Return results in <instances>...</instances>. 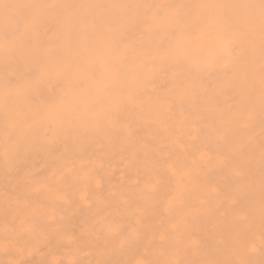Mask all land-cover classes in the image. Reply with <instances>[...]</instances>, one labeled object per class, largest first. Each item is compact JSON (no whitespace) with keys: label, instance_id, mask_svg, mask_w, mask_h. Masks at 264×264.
Wrapping results in <instances>:
<instances>
[{"label":"bare ground","instance_id":"1","mask_svg":"<svg viewBox=\"0 0 264 264\" xmlns=\"http://www.w3.org/2000/svg\"><path fill=\"white\" fill-rule=\"evenodd\" d=\"M0 264H264L261 0H0Z\"/></svg>","mask_w":264,"mask_h":264},{"label":"snow or ice","instance_id":"2","mask_svg":"<svg viewBox=\"0 0 264 264\" xmlns=\"http://www.w3.org/2000/svg\"><path fill=\"white\" fill-rule=\"evenodd\" d=\"M261 9L264 11V0H261Z\"/></svg>","mask_w":264,"mask_h":264}]
</instances>
